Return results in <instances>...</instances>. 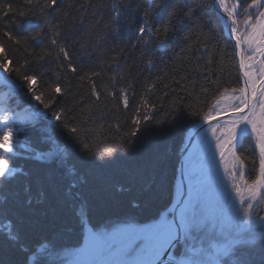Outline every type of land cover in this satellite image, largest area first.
Segmentation results:
<instances>
[{
  "label": "trees",
  "instance_id": "obj_1",
  "mask_svg": "<svg viewBox=\"0 0 264 264\" xmlns=\"http://www.w3.org/2000/svg\"><path fill=\"white\" fill-rule=\"evenodd\" d=\"M0 2H11L14 7H22L21 0ZM104 2L107 3L108 0ZM112 2L115 3L116 0ZM175 2L176 0H162L161 6L150 15L154 26L164 19ZM247 2L250 3L251 0ZM148 3L149 0H134L132 8L122 12L119 18V34L115 39L109 36V44L101 41L97 45L96 35L83 31L79 25L70 34V39H66L63 33L58 38L65 43L78 73L82 65L85 66V71L96 68L97 62L107 55L110 44L125 49L119 67H114L108 73L122 74L124 79L117 78L115 86L105 79V84L110 91L116 92V96L106 98L102 93L101 101L98 102L99 108L104 112L106 127L113 126L108 129L109 140L122 135L131 127L141 95H147L144 91L145 84L157 76H164L165 73L169 78L175 74L177 56L182 55L181 48L185 45L183 37L188 29L187 22L176 25V31L169 35L166 47H159L158 39L149 40L147 34L137 43L138 29L143 24V13L147 10ZM201 3L200 15L203 17L204 31L212 38L210 44L216 46L214 63L211 71H201L198 66L205 63V50L189 53L185 68L189 79L197 81V91L193 96H185L175 84H171L170 79H166L165 82L170 83L171 88L160 89L158 85L156 93H169L164 97L165 110L168 99L177 94L184 98V105L194 104L199 110L206 108L212 102L213 96L224 88L238 89L243 86L232 39L215 11L212 0H201ZM243 3L244 0H241L242 5ZM59 4L60 0H57V5ZM24 10L27 11L26 8ZM60 11L57 7L48 17L49 22H52V17H58ZM42 27L44 22L39 15L15 16L11 23L8 17L0 18V32L11 31L13 35L20 36L22 41L21 45L13 47L5 37L8 45L6 50L13 62L10 67L32 59L26 48L39 55L42 48L49 46L47 39L43 45L25 39ZM45 35L51 36V33L46 30ZM82 41H88L86 47L80 46ZM133 44L136 47H131ZM67 63L61 56L59 61L53 59L49 63H33L29 66L34 70L33 74L38 76L37 91L45 92V100L49 95L55 99V103L47 109L30 99L31 93L27 92V84L19 80L15 73L10 77L16 85H23L18 88L23 96H15L8 108L13 116V108L21 110L25 107L22 111L26 112L31 107L35 108L36 104L38 112L45 109L46 119L13 124L15 151H0L12 171L6 180L0 182V264H61L65 249L83 243L86 224L98 229L107 223H147L168 211L176 199L181 150L192 128L202 119L192 115L182 105L174 119L169 117L167 122L159 126L151 122L147 127L142 125L141 132L128 145L127 153L118 152L115 157L108 159L85 153L68 133L63 121L68 119L71 122V117H79V109L75 107L74 100L87 96L90 88L86 83L83 87L80 86L78 73L68 70ZM59 64H64L65 67L62 69ZM58 72L59 80L56 75ZM57 82L60 83L63 95L51 92V86ZM97 86L99 90V81ZM121 87L129 91L127 108L123 107L118 91ZM201 87L208 91L202 94L199 91ZM24 102L27 104L24 105ZM69 108L73 111H65L61 120L49 123L48 119L53 118V112ZM143 114L141 110V118ZM117 124L120 126L119 130L115 128ZM47 128L52 131L57 144L63 148V158H40L42 153H47L52 148ZM0 135H3L2 131ZM252 144L251 137H244L237 150L255 158ZM254 167L247 163L246 178L249 180L254 179ZM9 231L14 238H10ZM217 240L218 236L215 240L208 239L205 242L209 246L211 243H219ZM237 249V255L246 260L247 264H264V242L259 238L254 244L238 245ZM183 253L180 246L174 251L177 257Z\"/></svg>",
  "mask_w": 264,
  "mask_h": 264
},
{
  "label": "snow or ice",
  "instance_id": "obj_2",
  "mask_svg": "<svg viewBox=\"0 0 264 264\" xmlns=\"http://www.w3.org/2000/svg\"><path fill=\"white\" fill-rule=\"evenodd\" d=\"M133 2L134 0L127 2L116 0L115 3L112 0H108L107 3L104 0H60V4L57 5V0H21L22 7H14L11 2H0V18L8 17L10 23L15 16L39 15L44 27L25 39L40 45L47 39L49 43L48 47L41 49L39 55L26 48L32 59H26L10 67L13 62L6 50L8 45L5 37L13 47L21 45V37L7 30L0 32V70L6 74L3 82L10 87H23L16 85L10 78L15 73L19 80L27 84V92L31 93L30 99H34L46 109L50 108L55 99L49 95L45 100V92L37 91L38 76L33 74L34 70L29 67L30 64L49 63L53 59L59 61L62 56L68 62L67 69L74 74L78 73L77 66L71 62L65 43L58 38L63 33L66 39H70V34L79 25L83 31L96 35L97 45L101 41L109 44L108 37L112 36L115 39L119 34V18L122 12L132 8ZM161 3L162 0H149L147 10L143 13V24L138 29L137 43L147 34L149 40L158 39L159 47H166L169 35L176 31V25L187 22L188 29L183 37L185 45L181 48L182 55L177 56L175 74L169 78L165 73L164 76H157L146 83L144 91L147 95H141L140 105L131 120V127L122 135L109 140L108 129L113 126L106 127L104 112L99 108L98 102L101 101L102 93L106 98L116 96V92L110 91L105 84V79L110 80L113 86L117 78L124 79L122 74L108 73L114 67H119L125 49L110 44L107 55L97 62L96 68L85 71V66L82 65L78 73L80 86L83 87L86 83L90 91L87 96H80L74 100L75 107L79 109V117L73 116L71 122L65 119L63 123L85 153L99 156L100 159L115 157L118 152L127 153L128 145L141 132L142 125L147 127L151 122L159 126L167 122L169 117L174 119L175 113L184 105V98L178 94L169 98L165 110L164 97L169 93L162 91L160 95H156L157 86L159 85L160 89H170L171 84H175L179 92H183L185 96L194 95L197 91V81L189 79L185 68L189 53L204 49L207 58L205 63L198 67L201 71H211L216 46L210 44L212 38L204 31L203 17L200 15L201 0H176L164 19L154 26L150 15L161 6ZM214 3L223 12L225 28L235 37L234 47L240 49L239 66L246 69L244 84L238 89L224 88L213 96L212 102L206 108L197 110L194 104L184 106L192 115L208 122V128L198 137V142L202 146L201 155L209 161H215L218 155L217 172L219 166L223 168V173L219 176L220 183L223 184L226 179L227 184L223 186L225 189L230 186L231 191L235 193V199L226 201L231 209V215L221 219L218 225L219 238L223 243L204 246L205 240L217 238V224L212 223L211 232L205 231L209 224V216L197 200L191 203L187 216L181 214L178 223L165 218L148 225L118 226L111 232L89 231L83 246L68 253L72 258L65 261V264H164L162 257L165 254L170 256L169 264H247L246 260L237 255V246L254 244L257 238L264 242V217L256 210L257 206L264 209V0H251L250 3L244 0L243 5L241 0H214ZM57 7L61 9L59 16L52 17V22H49L48 17ZM46 30L51 36L45 35ZM87 43L88 41H82L80 46L86 47ZM131 47L134 48L136 45L133 44ZM220 61L223 62L222 56ZM149 64L151 65V61ZM253 65H258L260 79H256L257 73ZM59 67L63 69L65 65L59 64ZM182 72L185 74H181ZM56 75L59 80L60 73ZM166 79H170L171 84L166 83ZM97 81L100 84L99 90ZM118 91L122 97L123 107L127 108L128 89L121 87ZM199 91L203 94L208 89L201 87ZM51 92L63 95L59 82L51 86ZM141 110L144 112L142 118ZM65 111L71 112L73 109H61L59 112H53L52 116L59 121ZM221 112H231L232 117L222 123L212 124L211 121ZM17 122V117L13 116L11 111L0 108V124L3 125V128H0V131H3V135H0V148L12 143V125ZM19 122L23 123V118ZM115 128L119 130L120 126L117 124ZM209 133L211 139L208 138ZM244 137L252 138L251 148L255 158L238 152V145ZM7 150L11 151V147ZM58 151L62 153L63 149ZM54 155L51 152L42 153L40 158L45 159ZM247 163L255 166L254 179L245 178ZM10 171L3 154H0V182L7 179ZM225 196L227 197V192ZM9 236L14 238L10 231ZM196 242H199L200 247H196ZM181 244L185 247L186 258L176 260L172 258L171 250Z\"/></svg>",
  "mask_w": 264,
  "mask_h": 264
},
{
  "label": "rangeland",
  "instance_id": "obj_3",
  "mask_svg": "<svg viewBox=\"0 0 264 264\" xmlns=\"http://www.w3.org/2000/svg\"><path fill=\"white\" fill-rule=\"evenodd\" d=\"M252 67L255 70V72L257 73L256 79H260V77L258 75V72H259L258 65H253ZM0 85H2V84L0 83ZM4 90H5V87H0V108L8 109L9 105H11V101H13V97H11V94H8L7 92L11 91L10 93H12V92L15 93V96H16L17 92L12 88H8V90L6 92ZM19 94L23 96V94H21V93H19ZM26 104L27 103H25L24 105H26ZM26 107H29V106H26ZM34 107L35 108L31 107L32 109L30 108L31 110L26 111V112L22 111L25 109V107H23V109H21V110H19V108H13V110L15 112V116L17 117V121L19 122V120L21 118H23L24 122L35 121L36 119L45 120L46 119V113L44 111L45 109H40L39 113H37L38 111L36 109V104L34 105ZM54 120L56 121V119L54 117L48 119L49 123H52ZM227 120H229V119L223 120L220 123L227 121ZM214 124H216V123H214ZM0 128H3L2 124H0ZM207 128L208 127H206L205 129H207ZM5 131H6V129H5ZM47 133L49 134L48 138L52 143V148L47 153H50V152L54 153L55 155L53 157L62 156L63 154L60 153L58 151V149H63V148L60 147L57 144V142L55 141V139L53 138L52 131L50 129L48 130V128H47ZM202 134H203V132L198 137H200ZM208 138L211 139L210 133L208 134ZM11 141H12V143L10 145H5L4 148H0V151H2V149H4V151H8L7 149L9 147H11V151H8V152L13 153L15 151V144H16L13 136L11 137ZM196 148H197V150L195 151ZM192 152H191L192 153L191 156L189 157L188 164H187L186 177L188 179V182L190 184H193V187L191 189V197L189 200V205H188L187 211L185 213V216H187V214L190 210L191 203L198 200L200 202L201 207L205 209V211L207 212V214L209 216V224L206 227V229L208 228L207 231H209V232L212 231V223L215 222L217 224V236L219 237L218 225H219L220 220L223 219L224 217L231 215V209H230V207L226 201L231 200V199H235V193L231 191L230 186H228L227 189H225V187L223 186V185L227 184L226 179L223 181V184L220 183L219 176L222 175L223 168H222V166H219V172H217V165L219 163L218 155H217L215 161L205 160L201 155L202 146L198 142V138H197L196 143H195L194 151L192 150ZM53 157H48V158H53ZM58 162H60V161H58ZM11 174H12V171L9 172L8 176H10ZM245 178H246V170H245ZM177 183H178V180H177ZM225 192H227V197L225 196ZM171 209H169L168 211H164L158 219L147 222V223H136L133 221H125V222L113 223V224L107 223L105 225H102L98 229H93L89 224H86V230H85V236H84L83 243L80 246L65 249L62 253L64 261L61 264H65V261L72 258L68 255V253L74 252L76 249H79L80 247L83 246L84 241L87 238L89 231L93 230L95 232H111L113 229H115L118 226H125L128 224L142 226V225L157 223L161 219H165V218L168 220H171V213H170ZM256 210L258 211L260 216L264 217V209H261L257 206ZM218 241H219V243H223V240L220 238L216 242H218ZM219 243H217V244H219ZM208 244H209L208 242H205L204 246L208 247ZM179 246L181 247L182 251L185 252L184 245L181 244ZM196 247H200L199 242H196ZM175 249H174V251H175ZM174 251H173V253H174ZM174 257L176 259L186 258L184 256V253L180 257H177L174 254Z\"/></svg>",
  "mask_w": 264,
  "mask_h": 264
},
{
  "label": "water",
  "instance_id": "obj_4",
  "mask_svg": "<svg viewBox=\"0 0 264 264\" xmlns=\"http://www.w3.org/2000/svg\"><path fill=\"white\" fill-rule=\"evenodd\" d=\"M214 3V0H213ZM214 7L215 10L217 12V14L222 18L223 17V12L222 10H220L218 8V6L215 5L214 3ZM223 20V24L225 26L226 21L222 18ZM228 35L232 38L233 42H234V46H235V37L233 35H230L228 30H227ZM235 51L237 53V57H238V64H239V60H240V49L239 48H235ZM240 69V73H241V77L243 79V84H244V71H246V69H243L239 66ZM245 112H247V109H245ZM232 117V113L231 112H222L219 116H217L214 120L211 121L212 124L217 123V122H221L223 120L226 119H230ZM208 127V122L202 121L199 124H197L194 129L192 130V132L190 133V135L188 136L187 140L185 141L182 150H181V158H180V163H179V173H178V187L180 189V194L177 198L176 203L173 205L172 209L170 210L171 213V219L174 220L175 222H179L180 216L183 213L185 209L183 210V212L181 214H179V209L180 206L183 205L187 199L190 197L191 194V187L193 185H190L188 183V180L186 178L185 175V163H186V159L189 155V153L191 152V150L194 148L195 146V142L197 140L198 135L206 128ZM175 249V248H174ZM174 249H172L171 251H174ZM168 254H165L164 256H167ZM164 256L162 257V259L164 258Z\"/></svg>",
  "mask_w": 264,
  "mask_h": 264
},
{
  "label": "bare ground",
  "instance_id": "obj_5",
  "mask_svg": "<svg viewBox=\"0 0 264 264\" xmlns=\"http://www.w3.org/2000/svg\"><path fill=\"white\" fill-rule=\"evenodd\" d=\"M5 76V74L3 73V72H1L0 71V79H2V77H4ZM7 87H9V86H7ZM5 88V92L8 90V88ZM11 91H9V92H7L8 94H15V93H10ZM17 95H19L18 93H17ZM180 194V191H179V193H178V195ZM185 208H188V199H187V201L183 204V205H181L180 206V209H179V213H181ZM172 220V219H171ZM93 231V230H92ZM171 254H172V258H174V259H176L175 257H174V253H173V251H171ZM169 259H170V256L169 255H167V256H164V258H163V260H164V264H169ZM181 259H185V258H181ZM176 260H180V259H176Z\"/></svg>",
  "mask_w": 264,
  "mask_h": 264
}]
</instances>
